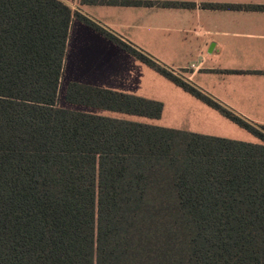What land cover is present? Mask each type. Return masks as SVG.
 Returning a JSON list of instances; mask_svg holds the SVG:
<instances>
[{
  "label": "trees",
  "instance_id": "trees-1",
  "mask_svg": "<svg viewBox=\"0 0 264 264\" xmlns=\"http://www.w3.org/2000/svg\"><path fill=\"white\" fill-rule=\"evenodd\" d=\"M67 1L0 0V264H264V125L238 117ZM73 18L258 141L59 107ZM66 100L152 119L162 113L159 101L76 82Z\"/></svg>",
  "mask_w": 264,
  "mask_h": 264
},
{
  "label": "crops",
  "instance_id": "crops-1",
  "mask_svg": "<svg viewBox=\"0 0 264 264\" xmlns=\"http://www.w3.org/2000/svg\"><path fill=\"white\" fill-rule=\"evenodd\" d=\"M97 1L153 2L151 5L82 0L66 3L238 117L264 125V0ZM166 2L188 5L165 6ZM204 4L260 5L263 8H211ZM79 64L83 74L75 69ZM62 72L67 73L71 83L80 82L159 101L162 104L160 118L187 106L222 119L216 110L76 18L70 23ZM157 87H166V91L156 90ZM162 126L187 131L178 125ZM188 131L198 133L196 129ZM212 136L231 138L223 134Z\"/></svg>",
  "mask_w": 264,
  "mask_h": 264
},
{
  "label": "rangeland",
  "instance_id": "rangeland-1",
  "mask_svg": "<svg viewBox=\"0 0 264 264\" xmlns=\"http://www.w3.org/2000/svg\"><path fill=\"white\" fill-rule=\"evenodd\" d=\"M76 71L81 73L82 65L79 64L75 67ZM71 82L68 80L67 73H63L60 78L59 86H58V95H57V105L59 107L73 110V111H81L90 114H96L101 116H107L112 118H124L133 122L147 123L152 125H178V127H184V129L192 130L196 129L198 133L205 135H216L223 134L227 137H231L229 139L240 140L245 142H257V138L246 131L244 128L240 127L238 124L234 123L227 117L220 114L218 111L217 114L222 118L221 120L215 118L214 116L208 113L196 112L194 108L181 106L176 109L174 113L170 112V114H164L163 117H159L157 119H152L145 116L134 115V114H125L115 111L106 110L103 108H98L95 106H85L79 104H73L66 100V90L68 85ZM80 83V82H77ZM156 90H160L161 92L166 91V87H157ZM215 110V109H214ZM168 119V120H167ZM225 123H223V122ZM200 125L197 127V125ZM204 125V126H203ZM232 126H234L233 129ZM200 129V130H199ZM200 131V132H199Z\"/></svg>",
  "mask_w": 264,
  "mask_h": 264
}]
</instances>
